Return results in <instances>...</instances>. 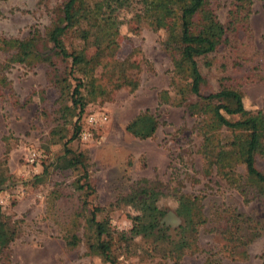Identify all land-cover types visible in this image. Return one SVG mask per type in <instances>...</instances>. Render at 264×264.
<instances>
[{
    "label": "rangeland",
    "instance_id": "rangeland-1",
    "mask_svg": "<svg viewBox=\"0 0 264 264\" xmlns=\"http://www.w3.org/2000/svg\"><path fill=\"white\" fill-rule=\"evenodd\" d=\"M61 2L0 0V76L7 80L6 87L0 86V176L7 181L1 188L0 207L4 216L18 221L19 227L18 236L7 249L8 264H100L97 258L84 254L83 243L73 249L64 245L76 212V232L83 241V218L87 216L71 184L78 173L54 172L55 160L62 154V144L69 139L76 120L68 124L56 120L58 91L54 82L56 75H66L65 62L54 60L52 68L44 63L4 65L11 52L4 50L3 41L25 39L33 31L42 36ZM206 3L225 27L226 35L222 46L199 62L206 82L204 92H214L221 84L241 93L245 110H262L264 0L239 3L238 7L232 0ZM162 39V30L130 23L128 15L121 17L116 58L138 66V87L134 91L120 88L104 103L90 102L79 122L88 115L103 114L105 123L91 132L88 141L74 140L68 145L85 152L88 159L89 183L94 191L87 198L88 206L101 208V216L109 218L113 230L127 231L131 211L116 202L137 180L159 181L167 194L158 206L164 210L162 224L171 240L176 239L174 233L181 222L175 213L176 197L171 194L204 198L203 212L208 222L198 228L197 239L191 241L179 264H204L206 259L218 264H264V204H243L213 175L204 178L196 153L200 139L195 134L194 118L182 107L158 103L161 91L173 96L169 85L171 64L161 48ZM77 41L71 36L63 40L68 51L81 49L89 58L94 48ZM95 75L100 76L98 71ZM71 78L69 82L74 84ZM145 109L157 118L158 127L150 139L137 140L124 131V126ZM262 113L264 117V109ZM30 151L36 155L32 164L25 160ZM256 166L264 171V158L257 159ZM39 176L40 181L35 179ZM185 208L182 206L183 211ZM226 212L246 219L244 225L240 224L245 234L250 230L259 233L247 245L244 261L229 254L235 244L217 229L218 216L214 214ZM120 252V264H172L160 251H154L148 240L135 238L126 251Z\"/></svg>",
    "mask_w": 264,
    "mask_h": 264
},
{
    "label": "trees",
    "instance_id": "trees-1",
    "mask_svg": "<svg viewBox=\"0 0 264 264\" xmlns=\"http://www.w3.org/2000/svg\"><path fill=\"white\" fill-rule=\"evenodd\" d=\"M232 2L234 7L244 2L251 4V0ZM123 15L129 16L130 23L144 24L164 33L161 48L170 60L169 85L173 96L161 91L158 103L182 107L194 118L195 134L200 139L196 153L201 161V175L204 178L213 175L234 191L243 204H264V171L256 166L257 159L264 158V108L254 113L245 110L241 93L221 84L214 92H204L206 82L199 62L216 52L226 35L225 27L207 8L206 0H62L42 36L33 31L25 39L3 41L4 50L11 52L4 65L44 63L52 68L54 60L65 62L66 75H56L54 82L58 91L56 120L63 124L76 120L69 139L62 144V154L55 160L54 172L78 173L71 184L78 193L79 207L87 212L83 218V241L76 232L79 222L76 212L70 222V234L64 239L65 247L73 249L83 243L84 254L97 258L100 264H120V250L126 251L130 242L139 238L148 240L152 249L160 251L172 264H179L191 241L197 239L198 228L208 222L203 212L204 198L171 194L176 197L175 213L181 220L174 233L176 239L171 240L168 228L162 224L164 210L158 206L167 194L164 186L159 181L137 180L116 202L131 211L130 228L115 231L109 218L101 216V208L88 206L87 198L94 191L89 183L85 152L68 146L74 140L80 141L78 134L84 120L79 122V116L90 102L104 103L120 88L134 91L138 87V66L116 58V37ZM70 36L75 41L89 43L94 48L93 54L86 58L81 49L68 51L63 40ZM203 65L209 66L207 62ZM69 77L74 84L69 82ZM6 85L7 80L0 76V86ZM157 127V118L145 109L125 124L124 131L134 139L147 140ZM35 179L40 181L41 176ZM5 181L0 176V192ZM214 216H218L217 229H222L221 234L232 238L231 243L235 244L232 251L228 250L229 254L234 259H247L246 247L259 233L255 230L244 233L240 224L244 225L246 219L241 214L226 212ZM18 234V221L4 216L0 207V264H8L7 249ZM204 264L218 263L206 259Z\"/></svg>",
    "mask_w": 264,
    "mask_h": 264
},
{
    "label": "built area",
    "instance_id": "built-area-1",
    "mask_svg": "<svg viewBox=\"0 0 264 264\" xmlns=\"http://www.w3.org/2000/svg\"><path fill=\"white\" fill-rule=\"evenodd\" d=\"M106 121V117L103 114L88 115L84 120V126L79 131V139L81 142H86L91 139V132L97 130ZM36 155L34 151L27 153L25 158L26 162L32 164Z\"/></svg>",
    "mask_w": 264,
    "mask_h": 264
}]
</instances>
